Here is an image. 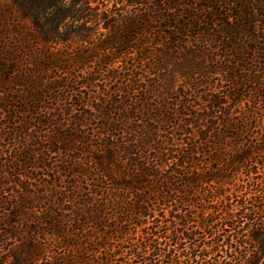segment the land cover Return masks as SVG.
Here are the masks:
<instances>
[{"label":"trees","instance_id":"1","mask_svg":"<svg viewBox=\"0 0 264 264\" xmlns=\"http://www.w3.org/2000/svg\"><path fill=\"white\" fill-rule=\"evenodd\" d=\"M104 1L0 0V264H264V0Z\"/></svg>","mask_w":264,"mask_h":264},{"label":"rangeland","instance_id":"2","mask_svg":"<svg viewBox=\"0 0 264 264\" xmlns=\"http://www.w3.org/2000/svg\"><path fill=\"white\" fill-rule=\"evenodd\" d=\"M96 5H99L100 6V9H102L103 8V4H105V7L106 8H108V9H116V8H118V7H121V4H116L115 5V1H113V0H106V1H104L103 3H95ZM114 6H115V8H114Z\"/></svg>","mask_w":264,"mask_h":264}]
</instances>
